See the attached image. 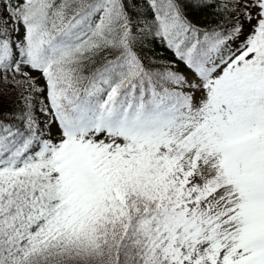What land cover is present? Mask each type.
Returning a JSON list of instances; mask_svg holds the SVG:
<instances>
[{
    "label": "snow or ice",
    "instance_id": "obj_1",
    "mask_svg": "<svg viewBox=\"0 0 264 264\" xmlns=\"http://www.w3.org/2000/svg\"><path fill=\"white\" fill-rule=\"evenodd\" d=\"M0 264H264V0H0Z\"/></svg>",
    "mask_w": 264,
    "mask_h": 264
},
{
    "label": "trees",
    "instance_id": "obj_2",
    "mask_svg": "<svg viewBox=\"0 0 264 264\" xmlns=\"http://www.w3.org/2000/svg\"><path fill=\"white\" fill-rule=\"evenodd\" d=\"M8 103H10L9 101H5V105H7Z\"/></svg>",
    "mask_w": 264,
    "mask_h": 264
}]
</instances>
